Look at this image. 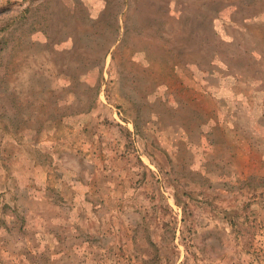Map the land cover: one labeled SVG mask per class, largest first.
<instances>
[{
	"label": "rangeland",
	"instance_id": "1",
	"mask_svg": "<svg viewBox=\"0 0 264 264\" xmlns=\"http://www.w3.org/2000/svg\"><path fill=\"white\" fill-rule=\"evenodd\" d=\"M0 264H264V0H0Z\"/></svg>",
	"mask_w": 264,
	"mask_h": 264
}]
</instances>
